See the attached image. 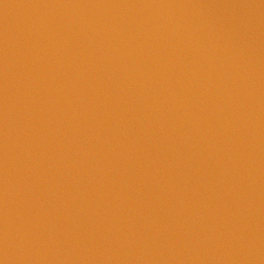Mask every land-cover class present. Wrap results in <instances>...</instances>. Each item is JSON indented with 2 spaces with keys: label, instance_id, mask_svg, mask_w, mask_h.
Instances as JSON below:
<instances>
[{
  "label": "water",
  "instance_id": "water-1",
  "mask_svg": "<svg viewBox=\"0 0 264 264\" xmlns=\"http://www.w3.org/2000/svg\"><path fill=\"white\" fill-rule=\"evenodd\" d=\"M0 264H264V0H0Z\"/></svg>",
  "mask_w": 264,
  "mask_h": 264
}]
</instances>
